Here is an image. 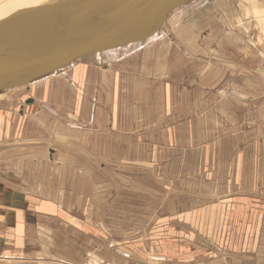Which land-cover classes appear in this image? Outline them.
I'll return each mask as SVG.
<instances>
[{"label":"crops","instance_id":"0c3cea01","mask_svg":"<svg viewBox=\"0 0 264 264\" xmlns=\"http://www.w3.org/2000/svg\"><path fill=\"white\" fill-rule=\"evenodd\" d=\"M222 14V10L215 12L203 43L195 40L191 45L188 36L193 38L206 30V20H202L203 26H188L191 35L181 30L185 37L180 39L178 35L180 40L172 46L167 42L134 52L109 51L91 56L89 65L77 62L65 72L80 82L88 77L93 86L100 88L102 82L108 81L103 89L107 91L106 105L99 102L98 96L92 104L96 113L91 121L74 118L88 127L93 125V131L96 129L92 132L96 139L92 147L85 141L92 139L85 137L87 133H68L69 123L62 121L65 127L61 126L59 143L65 145L68 140L74 142L81 137L77 146L73 143L57 153L51 149V156L41 150L31 151L37 136L21 137V132H27L36 123L28 120L27 115L35 103L22 106L19 100L7 109L0 105L2 135H21L18 139L3 138L16 147L0 158V258L11 255L60 264L58 254L60 259L70 257L73 264H84L89 257L94 263L106 264L116 255V264H139L136 257L142 259L140 252L132 247L125 250L115 243L106 229L89 220L95 219V213L85 211L84 204L106 201L97 187L106 185L100 182L106 176L112 178L118 191L125 182L135 184V188L142 184L139 194L145 192L147 197L158 184L162 197L168 198L170 192L177 191V195L191 197L193 202L197 198L200 203L195 207L177 211L183 215L202 212L212 205L209 218L214 223L219 221L218 211L229 210L233 225L244 227L243 237H234L236 250L239 247L244 253L235 257H242L243 264H264V57L252 44L240 39L243 32L237 27L219 25L226 21ZM93 91L105 95L102 89L95 87ZM35 99L39 104L41 100ZM123 134L139 138L137 149L142 153L129 159L132 164L124 166L114 158L112 148L117 136ZM101 137L109 140L108 145L101 146ZM6 141L0 140V146ZM149 147L153 151L151 156ZM211 148L213 154L205 158L207 161L197 158L192 164L164 157L169 152L182 151L199 156L200 151L208 153ZM106 154L110 161L105 166L100 157ZM96 157L98 161L90 163ZM184 164L191 172L190 179H183ZM119 165L131 177L112 172ZM180 176L182 187L190 188L184 193L177 188ZM87 238L113 252V256L101 255L99 247ZM91 250L98 255H89ZM221 251L210 250L213 255ZM52 255L54 259L49 261Z\"/></svg>","mask_w":264,"mask_h":264},{"label":"rangeland","instance_id":"374dc122","mask_svg":"<svg viewBox=\"0 0 264 264\" xmlns=\"http://www.w3.org/2000/svg\"><path fill=\"white\" fill-rule=\"evenodd\" d=\"M55 1L57 0H42L41 3L39 2L38 4H36L37 6L33 8L34 10L31 13L30 18L28 19V21L31 20V22H26L24 27L34 24L33 21L35 20H33V18H37V15L41 16L43 14V12H39L40 9L46 8L48 4ZM218 10H222L223 13H225L222 15H224V18L226 20L223 23H219V25L222 24V26L224 27H237L239 31L243 32L241 33L240 39L249 42L248 44H252V46L257 48L260 56L264 57V0H193L169 14L167 21L163 24V27L157 34L152 35L147 40L134 43L133 45L121 48L120 50L124 53L126 51L134 52L135 49L141 47L156 45L164 46V44H167V42L168 44H170V46H172L174 45L173 43L178 42L181 37H185L184 33H182L181 30H184L183 32H188L190 29L188 28V26L192 28V26L195 24V27H200L203 26L202 20H206V27L208 26L206 30L200 31L199 35H194L193 38L191 36H188L191 45L196 43L195 40H197V42L199 43H203V37L207 34V32L211 30V28L209 27L212 26L211 24L214 21L215 12ZM7 11L8 8L2 10L0 23L2 17L6 15ZM196 20L199 23L197 25L196 22H194ZM258 22H260V24ZM176 30H178L177 35H175ZM188 33H190L189 35L192 34L191 32ZM167 35H169V38L166 37ZM178 35L180 36V39L179 37H177ZM158 39L161 40L158 41ZM209 41L213 42L211 39ZM91 56L85 57L81 60H78L77 62L89 65L92 60L90 59ZM75 65L76 63H73L70 66L62 69L60 72H53L43 77H39L32 83L20 86L15 91L1 92L0 105L3 106L2 108L7 109L6 107H8L9 104L13 105L15 102H19V100L20 105L25 106L28 105L26 100L38 98L39 100H41L39 102H43L48 108H50V110H46L40 104L35 103V106L30 108V113L27 114L28 120H36V123L34 125L36 126L35 130L33 126L27 132L24 129L23 132H21L22 136H15L14 133L10 135H2L0 128V133L2 135H0V140L6 141V139H3L6 137H11V139H18V137L20 136H37V139L35 140V146L32 150H30L34 152L38 150L44 151L46 152L47 156H51V149L54 150L55 153H57L60 150L62 151V149L66 146H71L73 143H75V145L77 146L78 140H80L81 142L82 138L80 137L74 142L68 140V143H66L65 145H61L59 143L61 139L58 137H60L59 135L61 134V126H64V124L62 121H60L58 113H63V115L65 114L67 116V119H76V117H83L86 120L91 121V117L94 113H96L95 108L92 104H95V100L97 99V97L99 96L98 99L99 102L101 101V104L106 105L107 103V91H104L103 89L107 85L108 81L102 82L100 88L99 85L93 86L94 82H89L88 77H86L84 82L78 81V78L71 79L70 77L66 76L67 73L65 72H67L69 68L73 69ZM90 84L91 86H89ZM95 87L100 90L102 89V93L105 94L103 95V97L105 98L101 96V93H94L95 91H93V89H95ZM124 91L127 90L124 89ZM129 91H131V89ZM128 114L125 115L128 116ZM104 117H106L105 114ZM116 117H118V115H116ZM8 119L10 120V117H8ZM80 123L83 124V121H81ZM125 126H127L126 123ZM118 127L119 125H117L116 128ZM66 128L68 130V133L72 134L74 133L73 131L85 132L87 133L85 134V137L90 136L91 138L92 132L94 133L96 130H81L75 128L74 125L71 126L69 124ZM104 129H108V127H105ZM6 132L9 133V131ZM48 137L51 139L50 141L46 139ZM138 139L139 138L136 137L127 138L125 134L117 136L112 148L115 151L113 156L114 158H118V163L120 165L124 166L132 164L133 162L128 161L135 158L138 154L141 156L142 153L137 149L138 146L136 141ZM128 140L129 142H127ZM85 141H87V143L92 147L96 139H85ZM108 141L109 140L107 138L104 139L101 137V146L108 145ZM127 143L128 145H126ZM4 144L5 145L0 146V158L4 156L7 151L13 150V148L16 147L11 143V140L6 141V143ZM16 150L18 151L19 149L16 148ZM149 151V156H151V154L153 155L151 147H149ZM199 153L200 155L198 156L197 154H190L187 151H182L179 153L169 152L165 154L164 157H167V160L177 158L179 160H183L192 164V162H195L197 158L205 160L207 156L211 157V155L213 154L212 148L208 153L206 152V150H202ZM155 155L156 152L154 153V156ZM108 157L109 155L107 154L100 157L102 159V164L105 166L109 164L110 159H108ZM140 160L141 158L139 159V161ZM95 161H98L97 157L95 159H91L90 163H95ZM120 165L117 170H112V172L117 171V173L122 176H130L129 173H127L125 170L120 169L122 167ZM113 167H116V165L114 164ZM186 167H188V165L184 164L182 173H184L185 177L183 179H190L191 172L190 170L187 171ZM217 167L218 166H216L215 169H217ZM202 172H206V170H202ZM153 177L158 178V176L156 175H154ZM108 179L109 177L107 178L106 176H104L100 181L101 183L104 181V184H106L103 187L101 186V184H97L99 193L101 194V198L105 199L106 201H104L103 203L96 202V205L95 203H88L89 205L87 206L84 204L85 211L89 212L92 215L93 212L95 213V219L89 220H91L94 224L100 225V227H102L103 229H106V232H108V237L113 239L115 243L123 246L125 250L130 249L128 247H132L140 252V254H142V259L139 256L136 257L138 261H136L137 263L148 264V262L150 261L151 264H186V262H189L191 264H214V261L218 258L220 260L215 261L216 264H240V262H242V264L244 263V261H242V257H235L237 256V253H244L243 251H240L239 247L236 250L237 246L235 241L236 238L243 237L244 227L233 225V222L229 220V210L228 212L218 211L217 215L219 216V221L213 223L209 218L211 215L209 206L212 205L204 207L205 210H201L202 212L199 213H185L184 215L177 213V211L180 212L181 209H191L195 207L194 204L200 203L197 201V198H195V202H193V198L185 197L183 194L181 195L182 197H180V195H177V191L170 192L168 198L162 197V193L159 190L158 184L152 188L153 192L150 194L151 196L147 195L146 197L145 192L139 194L140 191H138L139 188L143 187L142 184L137 185L136 189L135 184H128L127 182H125V184H122L120 191H118V188L114 184V181H112V178H110L109 180ZM183 179H181L180 176V183L177 187L179 193H184L185 190H190V188H188L187 186L182 187L183 183H181V181ZM128 180L131 181L132 179ZM172 180L175 181V177H172ZM167 209L169 210V213H164L163 211ZM76 213L80 214L79 212ZM246 232L249 233V229H247ZM61 237L64 238V236ZM89 241L93 245H97L94 243V241ZM127 244H132V246ZM215 245L219 248H217ZM97 246L99 247V250L102 251V254L100 253L101 255L113 256V252L108 251L105 247L99 244ZM213 248L214 250L218 249L219 251H222L219 254L216 253L215 255H213L210 252V250L213 251ZM235 250L236 252L234 254ZM91 253H93L92 250L89 251V255ZM93 254L98 255L97 252ZM147 254L151 255L150 259H148V256H146ZM238 256H240V254ZM56 257L58 258L57 262H59L60 264L74 263L70 259V257L68 259H60V256H58V254ZM114 257L115 260L110 259V261L112 260L111 262L107 260L106 264H116L118 257H116V255H114ZM25 258L10 255L8 258H0V264L46 263L44 261H40L41 263H38V261H34L35 259ZM53 259L54 256L52 255L49 258V261H53ZM62 261L66 263H63ZM90 261L91 264H99L100 262L99 261L98 263H94L91 257H89L84 264H90ZM119 261L122 262V260L120 259Z\"/></svg>","mask_w":264,"mask_h":264},{"label":"water","instance_id":"95a60500","mask_svg":"<svg viewBox=\"0 0 264 264\" xmlns=\"http://www.w3.org/2000/svg\"><path fill=\"white\" fill-rule=\"evenodd\" d=\"M191 1L81 0L79 8L70 2L63 9L65 14L0 37V93L60 72L85 57L147 40L160 31L169 14ZM26 102L38 103L35 98ZM39 104L50 110L43 102ZM58 117L79 126L63 113Z\"/></svg>","mask_w":264,"mask_h":264},{"label":"bare ground","instance_id":"6f19581e","mask_svg":"<svg viewBox=\"0 0 264 264\" xmlns=\"http://www.w3.org/2000/svg\"><path fill=\"white\" fill-rule=\"evenodd\" d=\"M41 1L42 0H0V16H1L2 10L8 8L6 15L2 17L1 19L0 37L3 36L4 34L17 31V29L24 27L26 22H31V20L28 21V19L30 18L31 13L34 10L33 8L37 6L36 4H38L39 2L41 3ZM74 1L73 0H57L53 3L48 4L46 8L40 9L39 12H43L41 16L37 15V18L32 17L33 20H35L33 22L34 23L43 22V21L51 19L52 16L54 15L65 14L66 12H64L63 9L64 7L68 8L70 2L71 4L74 2L75 8H79L82 6V4L79 3L81 0H74ZM62 11L63 13H61ZM258 23L260 24V22ZM16 89L17 88H10L6 90L15 91ZM75 128L81 129V130H87V129L93 130L94 126L92 125L91 127H88V126H85L84 123L82 124L79 122V126L78 127L75 126Z\"/></svg>","mask_w":264,"mask_h":264}]
</instances>
